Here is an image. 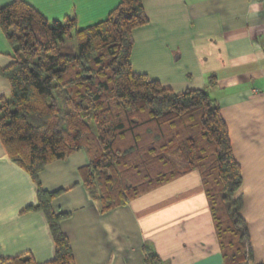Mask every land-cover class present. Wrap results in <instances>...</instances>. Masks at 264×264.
<instances>
[{"label": "trees", "instance_id": "16d2710c", "mask_svg": "<svg viewBox=\"0 0 264 264\" xmlns=\"http://www.w3.org/2000/svg\"><path fill=\"white\" fill-rule=\"evenodd\" d=\"M148 22L144 0H121L105 19L84 27L73 16L50 21L26 0L0 7L14 57L0 68L11 84L10 97L0 100V139L37 186L30 208L45 213L55 241V256L44 264L75 263L61 229L70 212L52 207L62 190H46L39 175L80 149L89 154L81 172L101 211L199 170L224 264L254 261L241 213L242 168L221 105L204 88L177 92L133 69L134 30ZM147 260L164 264L151 249ZM1 264L40 263L22 254Z\"/></svg>", "mask_w": 264, "mask_h": 264}, {"label": "crops", "instance_id": "0c3cea01", "mask_svg": "<svg viewBox=\"0 0 264 264\" xmlns=\"http://www.w3.org/2000/svg\"><path fill=\"white\" fill-rule=\"evenodd\" d=\"M12 0H0V7ZM50 21L76 17L84 27L105 19L121 0H26ZM149 17L134 30L132 66L177 92L209 88L221 105L242 168L241 210L254 252L264 262V0H144ZM70 42H73L71 40ZM14 60L0 26V68ZM215 75L216 84H210ZM0 73V100L10 97ZM90 162L80 149L45 166L39 178L56 212H70L61 229L75 264H148L151 249L164 264H224L214 217L199 170L190 171L101 211L84 182ZM38 189L0 139V264L31 254L44 264L55 256L45 213L30 206Z\"/></svg>", "mask_w": 264, "mask_h": 264}, {"label": "rangeland", "instance_id": "374dc122", "mask_svg": "<svg viewBox=\"0 0 264 264\" xmlns=\"http://www.w3.org/2000/svg\"><path fill=\"white\" fill-rule=\"evenodd\" d=\"M70 44H72V42H70ZM207 89L209 90V88H207ZM207 89H206V90H207ZM208 90H207V91H208ZM208 92H209V91H208Z\"/></svg>", "mask_w": 264, "mask_h": 264}]
</instances>
